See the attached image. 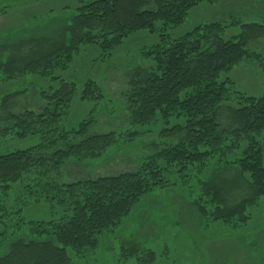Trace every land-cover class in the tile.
Instances as JSON below:
<instances>
[{"label": "trees", "instance_id": "obj_1", "mask_svg": "<svg viewBox=\"0 0 264 264\" xmlns=\"http://www.w3.org/2000/svg\"><path fill=\"white\" fill-rule=\"evenodd\" d=\"M204 1L216 2L77 0L65 32L53 43L26 54L14 50L6 59L2 48L9 43H0L3 78L30 72L60 81L51 94H42V109L0 115V146L5 137L41 139L25 149L0 152V193L15 194L12 202L0 200V244L9 243L0 264H70L69 250L80 255L95 249L99 235L123 224L142 196L168 187L197 186L195 203L207 222L247 221L249 206L264 198V93H239L236 106H224L233 81L221 75L252 55L248 41L264 36V24H242L239 34L228 35L237 22L213 21L173 37L169 30L182 25L190 9ZM141 29L158 33L160 39L144 51L151 65L134 74L126 93L128 120L137 125L176 119L165 128L173 140L144 159L136 171L59 181L66 163L98 159L126 135L90 134V120L68 128L65 119L76 96L91 100L103 95L94 81L81 91L56 72L69 67L81 45L96 44L112 52ZM8 101L4 99L3 105ZM136 132L128 134L132 138ZM221 166L239 174L252 191L250 197L229 203L228 196L239 183L223 176ZM44 200L51 203L52 217L26 221L24 206Z\"/></svg>", "mask_w": 264, "mask_h": 264}, {"label": "rangeland", "instance_id": "obj_2", "mask_svg": "<svg viewBox=\"0 0 264 264\" xmlns=\"http://www.w3.org/2000/svg\"><path fill=\"white\" fill-rule=\"evenodd\" d=\"M76 5L77 0H0V43H9L2 48L4 59L14 50L26 54L53 43L65 32ZM213 21L237 22L228 35L239 34L242 24H264V0L201 2L190 9L182 25L169 32L179 37L198 24ZM159 39L158 33L141 29L126 36L112 52H104L96 44H83L69 67L56 72L75 82L81 91L94 81L103 95L99 96L96 90L95 97L99 96L96 99L82 100L76 96L65 119L68 128L90 120V134L114 131L126 135L98 159L66 163L58 173L59 181L136 171L144 159L173 140L165 128L172 127L176 119L137 125L128 120L126 93L134 74L151 65L144 51ZM247 46L252 55L221 75L222 79L230 77L233 81L232 94L224 106H236L239 93L248 96L264 93V36L249 39ZM58 86L60 81L30 72L7 79L0 76V115L38 111L45 105L42 94H51ZM8 98L10 101L3 105ZM133 131L137 132L131 138L128 133ZM40 140L38 135L5 137L0 152L25 149ZM225 169L221 166L218 171L239 183L232 188L229 203L237 204L250 197L252 191L243 185L239 174ZM194 190H198L197 186L181 185L142 196L123 224L114 232L99 235L95 249L80 255L69 250L70 264H264V198L249 206L246 222L232 224L213 219L207 222L195 203ZM13 195V191L8 196L0 193V200L12 202ZM22 214L26 221L48 220L52 217L51 203L44 200L25 205ZM8 247V241L0 244V256Z\"/></svg>", "mask_w": 264, "mask_h": 264}]
</instances>
